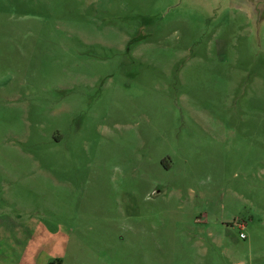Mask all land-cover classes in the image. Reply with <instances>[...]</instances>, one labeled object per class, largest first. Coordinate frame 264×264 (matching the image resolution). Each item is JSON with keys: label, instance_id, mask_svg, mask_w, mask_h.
<instances>
[{"label": "rangeland", "instance_id": "374dc122", "mask_svg": "<svg viewBox=\"0 0 264 264\" xmlns=\"http://www.w3.org/2000/svg\"><path fill=\"white\" fill-rule=\"evenodd\" d=\"M20 258L264 264L263 10L0 0V264Z\"/></svg>", "mask_w": 264, "mask_h": 264}, {"label": "water", "instance_id": "95a60500", "mask_svg": "<svg viewBox=\"0 0 264 264\" xmlns=\"http://www.w3.org/2000/svg\"><path fill=\"white\" fill-rule=\"evenodd\" d=\"M249 3L256 11H264V0H249Z\"/></svg>", "mask_w": 264, "mask_h": 264}, {"label": "crops", "instance_id": "0c3cea01", "mask_svg": "<svg viewBox=\"0 0 264 264\" xmlns=\"http://www.w3.org/2000/svg\"><path fill=\"white\" fill-rule=\"evenodd\" d=\"M22 259L25 260V258H20V261H18V264H22L24 262V260H22Z\"/></svg>", "mask_w": 264, "mask_h": 264}, {"label": "trees", "instance_id": "16d2710c", "mask_svg": "<svg viewBox=\"0 0 264 264\" xmlns=\"http://www.w3.org/2000/svg\"><path fill=\"white\" fill-rule=\"evenodd\" d=\"M57 264H61V260H57V262H56Z\"/></svg>", "mask_w": 264, "mask_h": 264}, {"label": "built area", "instance_id": "2783aa9c", "mask_svg": "<svg viewBox=\"0 0 264 264\" xmlns=\"http://www.w3.org/2000/svg\"><path fill=\"white\" fill-rule=\"evenodd\" d=\"M240 236H241V238H245L244 234H241Z\"/></svg>", "mask_w": 264, "mask_h": 264}]
</instances>
